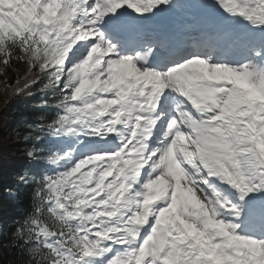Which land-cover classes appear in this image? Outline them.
<instances>
[{
  "label": "snow or ice",
  "instance_id": "1",
  "mask_svg": "<svg viewBox=\"0 0 264 264\" xmlns=\"http://www.w3.org/2000/svg\"><path fill=\"white\" fill-rule=\"evenodd\" d=\"M217 2L227 13L239 14L253 27L264 28V0ZM50 3L52 0H0V86L5 97L31 95V89L44 80L41 91H51L53 102L46 99L41 106L57 109L51 119L38 117L25 139L74 135L73 130L80 128V123H72L76 119L74 107L84 103L83 99H72L74 90L81 96V80L72 78L75 66H80V71L87 73L84 84L91 85V98L108 102L96 119L101 125L99 134L93 132L95 125L88 132L109 140L115 133L120 144L116 150L79 152V163L74 162V149L70 160L69 150L41 155L42 150L32 145L28 156L45 161L54 170L41 176L26 173L35 183L32 211L14 233L27 253L25 264H97V260L99 264H261L264 238L237 234L236 224L220 218L229 208L240 215L238 205L224 194L220 184L233 186L241 198L264 189V154L255 148L254 133L248 127L251 124L259 129L261 122L253 119L256 113L247 107L244 90L234 79L245 75L250 85L264 86V47L243 63L211 62V55H193L167 70H157L141 63L147 61L151 49L137 52L135 57L120 55L99 24L106 14L124 6L143 14L169 0H56L58 17L68 21L64 31L41 18ZM241 43L247 47L251 41L244 38ZM9 69L15 73L14 81ZM189 70L202 72L209 80L203 92L184 84L183 77L191 75ZM138 117L151 118L143 134L141 128L147 122ZM234 139L239 147L234 146ZM130 150L133 159L143 156L134 179L121 184L114 173L109 174L104 184L110 187L83 195L80 178L85 165L91 163L83 157L100 160L101 153H111L128 159ZM166 177L172 180L168 195L150 197L154 202L144 222L136 216L141 202L157 178L167 184ZM192 189L198 206L207 205L205 195L216 207L223 205L220 215L210 217V223L218 224L222 232L209 235L196 220L181 215L184 198ZM79 201H87L81 205L84 213L95 216L106 211L114 215L95 216L82 224L79 217L71 218ZM177 220L181 224L187 220L204 234L216 249V258L202 256L195 241L177 243V254L173 255L170 241L176 235Z\"/></svg>",
  "mask_w": 264,
  "mask_h": 264
},
{
  "label": "clouds",
  "instance_id": "2",
  "mask_svg": "<svg viewBox=\"0 0 264 264\" xmlns=\"http://www.w3.org/2000/svg\"><path fill=\"white\" fill-rule=\"evenodd\" d=\"M58 5L56 4V0H52L47 7L44 9V15L41 17L45 24H54L59 25L60 30H67L64 28L65 25L68 24L67 19L62 17H58L57 15ZM65 47H69L70 45H66ZM64 52L61 50V55ZM88 59V57H85ZM83 62H81V65ZM191 75H186L183 77L184 84L189 86L190 88H197L198 91L203 92L204 88L209 86V80L203 77L202 72H195V70H189ZM87 73L84 71H80V66H75V70L73 71L72 78H79L81 80V84L78 86L81 91V96H76L74 90V94L72 99H83L84 103L80 108L74 107V115H76V119L72 123H80L79 129H74L73 134L77 135L79 133H83L85 136L91 135L92 133L88 132L89 128H93V132L99 134L100 124H96V119L99 115L103 114L104 106L108 103L107 101H102L99 99H92L90 96L91 85L85 86L84 84V76ZM235 82L238 83L249 101L247 107L253 109L256 115L253 117L254 120H258L261 122L260 128L257 129L254 125H248L249 130L254 133L252 139L255 141V148L258 149L261 154H264V86H253L248 83V78L245 75L236 76ZM203 110V109H202ZM210 110V109H209ZM244 114H250L245 112ZM146 120V124L141 128V134L148 131V126L151 124V118L143 117L139 118ZM67 122V121H66ZM139 127V124L137 125ZM65 132L69 131V129H64ZM183 135V134H181ZM234 146L239 147V141L234 139ZM72 150H69L67 155H69V159L71 160ZM140 151V150H137ZM102 159L95 160L92 159V156H85L83 159L91 161L90 165H85V170L82 173L80 178L79 187L83 191V195L87 196L90 191H96L98 188L103 190L105 187H110L109 185H105L104 181L108 179L109 174L114 173V178L118 180L121 184H127L129 180L135 178L136 169L142 164L140 161L143 160V156L140 155L136 159H133V152L130 150L129 158L125 159L123 156H119L117 154L111 153H101ZM80 161L77 160L76 163ZM146 163V161H143ZM211 174V173H210ZM168 183L165 184L164 180L161 178H157L156 182L151 186V190L148 196L145 197L144 201L141 202V211L136 214L137 217L142 218L144 222H147V216L150 214V204L154 201L150 197L156 198H164L168 195L167 189L171 187L172 180L171 177H166ZM195 183L194 181L192 182ZM92 186V187H90ZM130 187V185H128ZM198 187V185L196 186ZM6 191H9L6 189ZM194 189L190 190L189 193L184 198V207L181 210V215H186L187 220H196L201 227H204L208 230L209 235L213 232H222L223 229L219 228L218 224L210 223V217L215 218L220 215V209L223 208V205L216 207L214 202L208 196H204V199L208 201L206 206L200 205L192 198V192ZM200 194L204 195L203 189H200ZM87 201H79L77 203L78 211L74 212L72 217L73 219L79 217L81 223L83 224L85 221L89 219H95V216L106 215L111 218L114 213L101 211L97 212L95 216L92 213H84L82 204H86ZM101 203L107 204V201H102ZM184 222L181 224L179 220L175 222L176 226L173 231L176 235L170 241L172 243V254H177V243H183L187 241L191 243L195 241L197 248L202 256H212L215 259V251L216 249L212 244L209 243L208 240L204 238V234L197 231L192 223ZM257 255H262L259 252ZM219 264V261H217ZM261 264H264V256H262Z\"/></svg>",
  "mask_w": 264,
  "mask_h": 264
},
{
  "label": "trees",
  "instance_id": "3",
  "mask_svg": "<svg viewBox=\"0 0 264 264\" xmlns=\"http://www.w3.org/2000/svg\"><path fill=\"white\" fill-rule=\"evenodd\" d=\"M9 77L15 80V73L10 69ZM44 83L46 81L40 80L31 89V95L7 98L3 87L0 86V264H25L28 258L14 236L19 223L32 211L35 183L26 177V173L41 176L54 170L53 166L45 161L29 157L28 151L35 144L42 150L41 155L49 151L58 152L56 147L62 144L60 140H66L68 143L76 140L72 134H49L39 141L25 139V136L29 135L30 126L37 122L38 117L44 115L51 119L57 112L52 105L41 106L46 99L50 103L53 102L51 91L47 94L41 91ZM9 133L12 134V139L7 138ZM21 152L24 154L19 157L18 153ZM21 177L25 179L22 180ZM17 180L19 187L16 188ZM6 189L15 191V198L8 197Z\"/></svg>",
  "mask_w": 264,
  "mask_h": 264
},
{
  "label": "rangeland",
  "instance_id": "4",
  "mask_svg": "<svg viewBox=\"0 0 264 264\" xmlns=\"http://www.w3.org/2000/svg\"><path fill=\"white\" fill-rule=\"evenodd\" d=\"M110 135H111V137L113 136V134H110ZM76 136L77 135H75V137ZM7 138L8 139H12V134L9 133L7 135ZM107 139H108L107 137H98V136H92V135L82 136V138L80 139V142L77 144L75 150L77 151L78 148L85 149L88 146H95V147L100 148L101 147V144L104 142V140H107ZM69 145H72V144H69ZM66 146H67V143L66 144L63 143V144L60 145V149L63 150L64 148H66ZM23 154H24L23 152L18 153V156L21 157ZM20 169H17V171H19ZM18 183H19V181L17 180V183L15 185L16 188L19 187ZM8 190L9 191H6L7 196L10 197V198H12V199L15 198V191H13L11 189H8Z\"/></svg>",
  "mask_w": 264,
  "mask_h": 264
},
{
  "label": "bare ground",
  "instance_id": "5",
  "mask_svg": "<svg viewBox=\"0 0 264 264\" xmlns=\"http://www.w3.org/2000/svg\"><path fill=\"white\" fill-rule=\"evenodd\" d=\"M174 11H175V12H174V14H173V16H172L173 19L177 18L178 14H179V10H178V8H176ZM146 14H148L149 19H150V22L155 21V19H156V15L154 14L153 11L146 12Z\"/></svg>",
  "mask_w": 264,
  "mask_h": 264
}]
</instances>
